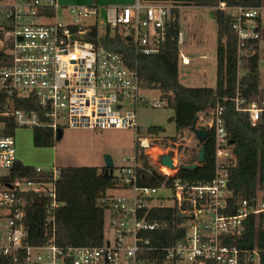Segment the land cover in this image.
<instances>
[{"label":"built area","instance_id":"obj_1","mask_svg":"<svg viewBox=\"0 0 264 264\" xmlns=\"http://www.w3.org/2000/svg\"><path fill=\"white\" fill-rule=\"evenodd\" d=\"M57 8L56 0H0V169H7L6 174L0 173V264H147L142 255L152 249L140 234L158 227L146 216L148 207L161 206L153 202L159 189L170 190L169 197L161 198L176 204L177 212L186 214L180 217L184 234L163 247L166 264H260L257 247L240 249L229 243L241 232L248 216L261 215L264 220V194L240 198L234 212L225 213L231 194L226 165L233 155L218 103L210 110L207 121L201 122L203 117L198 116V124L206 125L209 132L211 129L214 139V175L210 181L191 184L175 179L171 187L164 183L158 187L142 185L133 156L131 164L120 168V176H115V186L102 197V203L111 211L112 229L111 237L102 245L57 246L50 216L47 240L39 245L26 241L23 220L29 194L32 191L46 201L47 209L57 206L55 183L60 168L37 166L35 170L43 174L40 178H10L17 148L14 132L7 133L8 122L15 125L14 131L16 127H47L54 136L57 129L64 127L129 128L137 132L135 107L147 103L140 94L143 89L135 65H128L117 51L82 39L85 27L80 19L97 15L98 9L65 7L72 17L70 23H65L56 14ZM171 8L169 3L136 0L114 9L103 24H109L112 32L122 29L136 52L151 54L164 40ZM214 8L232 17L238 70L248 41L259 40V56L264 61V0L255 6L218 0ZM183 43L185 36L179 30L178 64L188 65L190 58L180 47ZM29 95L37 100L38 109L15 106L18 99ZM232 101L235 110L246 115L251 125L264 124V87L261 95L249 102L238 93ZM152 106L161 107V102L154 101ZM135 139L146 154L156 148L148 136ZM168 152L159 151L156 168L170 176L180 163L172 151L173 168L163 171L159 157Z\"/></svg>","mask_w":264,"mask_h":264},{"label":"trees","instance_id":"obj_2","mask_svg":"<svg viewBox=\"0 0 264 264\" xmlns=\"http://www.w3.org/2000/svg\"><path fill=\"white\" fill-rule=\"evenodd\" d=\"M95 1V0H94ZM142 2H163L172 5L170 19L165 25L164 40L159 50L151 54L136 52L132 40L122 29L116 28L111 33L106 24L105 32L99 34L97 24L84 26L83 40L102 45L107 49L123 55L126 63L136 66L142 89H157L166 105L173 111L169 118L176 132L190 131L194 117L214 108L218 103L222 107V119L228 136V147L232 159L227 163L229 209L225 213H233L237 201L243 197L264 194V124L251 125L246 115L235 110L233 97L238 93L245 102L261 95L263 87L259 83V40L245 43L246 54L243 64L237 66L236 34L232 29V17L225 10L214 8L218 0H140ZM228 4L255 6L261 0H226ZM210 7L216 25L215 45V84L214 86H187L179 80L177 35L179 32L178 6ZM264 39L263 37H261ZM15 106L25 110L38 109L39 105L33 95L18 99ZM9 131L14 132L15 125L8 122ZM32 143L37 147H52L56 139L53 130L47 127H35L32 130ZM138 131V129H137ZM145 133L153 144L166 146L177 139V135L165 134L162 126H149ZM230 141L232 143H230ZM204 160L193 169L179 168L173 175L161 173L149 161L138 141L134 146V157L137 161L138 182L142 185L158 187L162 183L166 187L173 186L175 179L188 181L191 184H202L210 181L214 175V139L212 130L203 142ZM199 142L192 153L180 164L194 162L199 149ZM60 174L55 183V200L57 206L47 209L46 201L30 192L23 220L26 241L39 245L47 240V230L53 218L54 241L57 246H100L105 240L106 205L102 197L115 186V176L108 174L106 168L92 165L59 166ZM43 174L35 170V166L22 165L15 162L10 178H40ZM49 176L50 174H44ZM146 218L158 223L151 231L141 232L142 240H148V249L143 253L147 264H166L163 247L171 245L184 234L182 218L177 215V205L148 207ZM229 243L240 249L257 247L260 264H264V220L261 215H250L244 219L241 232L232 237Z\"/></svg>","mask_w":264,"mask_h":264},{"label":"rangeland","instance_id":"obj_3","mask_svg":"<svg viewBox=\"0 0 264 264\" xmlns=\"http://www.w3.org/2000/svg\"><path fill=\"white\" fill-rule=\"evenodd\" d=\"M58 8L56 14L62 17L65 23L72 21L71 13L68 10L71 6L96 7L97 15H89L80 19L84 26L96 23L99 34L105 32L103 22L107 16L112 17V8L125 6V0H56ZM136 0H130V5ZM65 7H68L64 10ZM179 30L185 36V43L180 47L184 54L190 58V64L179 65V80L187 86H214L215 84V45L216 25L213 12L210 7L186 6L179 9ZM111 33H113L111 31ZM204 56V58H202ZM259 83L264 87V61H259ZM140 94L147 99L146 104L135 107L138 123V131L129 128H104L88 129L64 127L62 136L56 140L52 147L34 146L31 140L32 131L27 127H16L14 137L17 148V161L22 165L39 166L49 168L51 165H92L101 168L104 166V155L111 157L114 176L119 177L120 168L129 165L134 156L136 137H146L145 130L149 126L158 125L165 129L167 135H177L174 144L170 142L166 146L155 144L154 150L148 152L149 161L155 166L158 165L159 151H175L177 158L184 161L195 149L197 139L191 131L182 130L176 132L173 122L169 121L173 111L166 105L157 89H143ZM161 102V107L152 106V102ZM203 117L201 122L207 121L210 111L200 113ZM198 123V121H197ZM166 168V167H165ZM167 169V168H166ZM164 170V169H163ZM0 173L6 174L7 169H0ZM116 192H118L116 190ZM171 191L159 189L154 203L161 206L170 205V201L161 196L169 197ZM105 234L104 238H110L112 229L110 227L111 211L106 208L104 213Z\"/></svg>","mask_w":264,"mask_h":264},{"label":"water","instance_id":"obj_4","mask_svg":"<svg viewBox=\"0 0 264 264\" xmlns=\"http://www.w3.org/2000/svg\"><path fill=\"white\" fill-rule=\"evenodd\" d=\"M197 121H198V116L196 115L192 121L191 126H190V131L193 133V135L195 136V138L197 139V141L200 144L199 149H198V153L196 155L194 162H192L190 164L181 163L178 165L179 168L193 169L198 165V163H201L204 160L205 150H204L203 142L209 134V129L206 125L198 124ZM61 136H62V129L59 128L55 132V139L57 140ZM230 143H232V142L230 141ZM172 155H173L172 151L168 152L167 154L161 155L159 157L160 165H163V166H166V167L172 169L173 168L172 161H171ZM104 168H106V171L108 174L112 173L113 163H112L111 157L107 154L104 155ZM177 215L179 217H185L186 216V214L182 213L181 211H178Z\"/></svg>","mask_w":264,"mask_h":264},{"label":"crops","instance_id":"obj_5","mask_svg":"<svg viewBox=\"0 0 264 264\" xmlns=\"http://www.w3.org/2000/svg\"><path fill=\"white\" fill-rule=\"evenodd\" d=\"M128 4L127 5H130L129 3H130V0H125ZM123 6V5H122ZM118 7H121V6H115V7H113L112 8V13H113V10L114 9H117ZM204 58V57H203ZM200 116V115H199ZM60 166V165H59ZM63 166V165H62Z\"/></svg>","mask_w":264,"mask_h":264},{"label":"bare ground","instance_id":"obj_6","mask_svg":"<svg viewBox=\"0 0 264 264\" xmlns=\"http://www.w3.org/2000/svg\"><path fill=\"white\" fill-rule=\"evenodd\" d=\"M166 168H167V169H166ZM166 168L163 166V167H162V170L164 169L163 171H165V172H170V169H169L168 167H166Z\"/></svg>","mask_w":264,"mask_h":264}]
</instances>
